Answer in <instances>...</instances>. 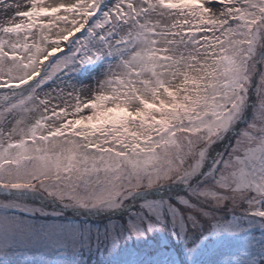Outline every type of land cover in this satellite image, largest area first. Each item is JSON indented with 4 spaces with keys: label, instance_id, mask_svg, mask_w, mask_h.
<instances>
[{
    "label": "snow or ice",
    "instance_id": "obj_1",
    "mask_svg": "<svg viewBox=\"0 0 264 264\" xmlns=\"http://www.w3.org/2000/svg\"><path fill=\"white\" fill-rule=\"evenodd\" d=\"M0 11V264H264V0Z\"/></svg>",
    "mask_w": 264,
    "mask_h": 264
},
{
    "label": "rangeland",
    "instance_id": "obj_2",
    "mask_svg": "<svg viewBox=\"0 0 264 264\" xmlns=\"http://www.w3.org/2000/svg\"><path fill=\"white\" fill-rule=\"evenodd\" d=\"M8 15H10V13ZM5 19H6L5 14L2 11H0V23H3L5 21ZM0 199H3V197H0ZM28 203H29L30 206L41 207V205L39 204V202H35V204H33V202L29 201ZM133 210L135 211L136 209H133ZM47 211L51 212L52 209L49 207V208H47ZM125 217H126V220H127V214H125ZM96 218H99V217H96ZM24 219H25L26 222L31 223V222H33V220L35 218H33L30 215H25ZM112 219L114 221H120V219H117V218H112ZM35 222L36 223H44L45 222V218L44 217H39L38 219H35ZM59 222H63V223H76V224H79V225H85L87 227H90L92 229V234L91 235H92V238L93 239L95 238V234H96V231L95 230L97 228H99L102 231L103 228H104V226L109 223L106 220L102 224H94L93 225V224H91L89 222L80 223L79 220H77V219H67V220H62V221L60 220ZM121 242H123V240ZM85 249L87 250V248H85ZM108 255H109V253H108ZM18 258L21 259V260L26 261L27 264H40V261L42 259L41 256L38 253L34 254V253H30V252L29 253H26L24 255H21ZM82 259H83L82 256L81 255H78L76 257L77 264H79V262Z\"/></svg>",
    "mask_w": 264,
    "mask_h": 264
},
{
    "label": "trees",
    "instance_id": "obj_3",
    "mask_svg": "<svg viewBox=\"0 0 264 264\" xmlns=\"http://www.w3.org/2000/svg\"><path fill=\"white\" fill-rule=\"evenodd\" d=\"M137 207H138V205H137ZM65 214L71 215V213H65ZM79 218L80 217L78 216V217H75L72 219H77V220H79L80 223L89 222L93 225L94 224H102L105 222V221L95 222V221H89L88 219H84V218L79 219ZM60 219L67 220L68 218L61 217ZM117 219H120V217ZM124 220H126V217H124ZM93 241H94V239H93ZM108 253H109L108 247H104L101 250L97 251L95 248V245L93 243V249L91 252L87 251L86 249H84L80 252L79 255H81L83 259L79 262V264H103L105 259L108 257Z\"/></svg>",
    "mask_w": 264,
    "mask_h": 264
},
{
    "label": "water",
    "instance_id": "obj_4",
    "mask_svg": "<svg viewBox=\"0 0 264 264\" xmlns=\"http://www.w3.org/2000/svg\"><path fill=\"white\" fill-rule=\"evenodd\" d=\"M69 212H71V211H69Z\"/></svg>",
    "mask_w": 264,
    "mask_h": 264
}]
</instances>
